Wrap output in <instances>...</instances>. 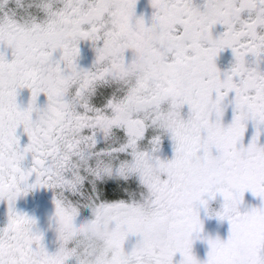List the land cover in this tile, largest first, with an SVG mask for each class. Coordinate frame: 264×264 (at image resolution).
Returning a JSON list of instances; mask_svg holds the SVG:
<instances>
[{"label":"snow or ice","instance_id":"6c2138e0","mask_svg":"<svg viewBox=\"0 0 264 264\" xmlns=\"http://www.w3.org/2000/svg\"><path fill=\"white\" fill-rule=\"evenodd\" d=\"M154 6L0 0V264H264V0Z\"/></svg>","mask_w":264,"mask_h":264},{"label":"flooded vegetation","instance_id":"af4514ba","mask_svg":"<svg viewBox=\"0 0 264 264\" xmlns=\"http://www.w3.org/2000/svg\"><path fill=\"white\" fill-rule=\"evenodd\" d=\"M155 10L154 0H139V11L140 12H153ZM82 64L85 66L90 65L94 57L93 52L89 49L87 45L82 46ZM230 59V53L223 54L221 58V67H227L228 61ZM254 132L253 128L249 129V135ZM54 191L47 188H37L31 191L27 196H21L16 204L17 210L27 213L33 216L38 221V228L44 232L46 242L50 248H55L59 246L58 240V230L54 226H50V217L53 215L55 210L54 205ZM246 202L250 204H258L257 198L252 196L251 193L246 194ZM214 206H219L218 203ZM7 205L6 203H0V226H4L7 223ZM228 224L226 222H220L215 218L205 219V230L210 235H220L226 237L228 232ZM207 244L203 241H197L194 246L195 253L201 258L206 256Z\"/></svg>","mask_w":264,"mask_h":264},{"label":"water","instance_id":"95a60500","mask_svg":"<svg viewBox=\"0 0 264 264\" xmlns=\"http://www.w3.org/2000/svg\"><path fill=\"white\" fill-rule=\"evenodd\" d=\"M134 241H135V238H132V239H131V241L129 242V245H127V246H129V247H130V246H131V244H132V243H134Z\"/></svg>","mask_w":264,"mask_h":264},{"label":"rangeland","instance_id":"374dc122","mask_svg":"<svg viewBox=\"0 0 264 264\" xmlns=\"http://www.w3.org/2000/svg\"><path fill=\"white\" fill-rule=\"evenodd\" d=\"M206 219V218H205ZM206 256H202L201 259H204Z\"/></svg>","mask_w":264,"mask_h":264}]
</instances>
